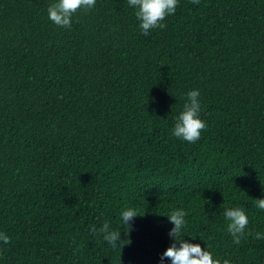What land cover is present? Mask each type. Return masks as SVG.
<instances>
[{"label": "trees", "instance_id": "1", "mask_svg": "<svg viewBox=\"0 0 264 264\" xmlns=\"http://www.w3.org/2000/svg\"><path fill=\"white\" fill-rule=\"evenodd\" d=\"M53 2L0 0V264H161L176 209L221 264H264V0H180L147 36L127 0L70 28ZM193 89L207 127L190 144L171 132ZM128 207L113 249L99 229L126 231Z\"/></svg>", "mask_w": 264, "mask_h": 264}, {"label": "clouds", "instance_id": "2", "mask_svg": "<svg viewBox=\"0 0 264 264\" xmlns=\"http://www.w3.org/2000/svg\"><path fill=\"white\" fill-rule=\"evenodd\" d=\"M179 2L180 0H127L128 7L134 10L139 21V29L146 36L149 35L150 30L165 27L163 21L167 16L175 14ZM198 2L199 0H193V3ZM95 4L96 0H54L48 8V18L57 26L70 28L72 16L78 9L91 10ZM200 114V91L190 90L186 93L183 110L175 119L172 136L190 144L197 142L207 127L206 121L201 119ZM256 201V206L264 210V198H257ZM120 216V223L126 231L114 230L107 222L99 229L103 240L113 249H121L131 243L130 233L134 228L135 218L141 215L137 214L134 207H128L121 211ZM161 216L167 217L173 225L168 232L172 244L161 254V264H221L219 259H214L213 253L208 251L206 246L202 248L200 243L185 239L183 233L186 230L187 213L183 209H176L168 215ZM224 217L228 221L227 231L233 237L234 243L239 244L249 224L245 210L242 207L226 208ZM95 231L93 229L94 233ZM122 232L126 238L122 239ZM125 240L128 242L123 243ZM0 243H9V237L4 232H0ZM223 264L229 262L224 261Z\"/></svg>", "mask_w": 264, "mask_h": 264}]
</instances>
